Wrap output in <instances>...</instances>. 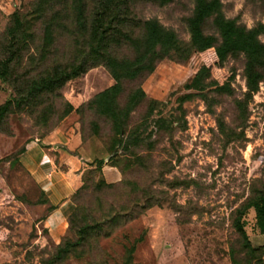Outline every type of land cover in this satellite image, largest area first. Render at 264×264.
<instances>
[{"label": "rangeland", "instance_id": "obj_1", "mask_svg": "<svg viewBox=\"0 0 264 264\" xmlns=\"http://www.w3.org/2000/svg\"><path fill=\"white\" fill-rule=\"evenodd\" d=\"M35 1L0 0V68L15 50L9 80L0 77V105L16 98L28 79L58 63L70 65L83 58L87 34L76 24V3L81 1L89 24L104 0H52L53 9L44 16L35 12ZM220 2L226 18L246 28L261 27L258 39L264 43V0ZM110 5L113 14L118 13L113 25L122 35L138 36L143 21L156 19L180 41L190 40L194 0H110ZM14 15L22 22L23 37H31L12 42L10 48ZM49 19L57 25L49 50L42 52L43 27ZM203 31L219 40L211 19ZM120 38L113 54L132 58L133 48ZM245 61L244 53H233L210 66L206 81L219 86L227 82L229 92L216 86L203 92L184 88L203 64L195 50L184 61L161 60L140 82L123 81L121 105L137 84L146 94L130 114L129 128L150 110L151 118L161 114L175 122L170 131L149 135L150 126L138 145L112 161L111 120L89 104L114 82L103 64H86L82 74L58 91L41 95L30 107H12L0 128V264H42L64 237L77 238L79 224L96 221L103 222V230L93 232L60 264H264V235L253 208L246 207L264 192V70L257 91L249 93ZM185 93L192 96L179 104L178 97ZM68 106L73 110L61 117ZM80 140L89 145L83 157L73 150ZM35 143L47 152H33V159H27L22 153ZM99 181L116 187L96 191L93 183ZM83 184L85 189L77 193ZM150 201L152 206L135 213ZM62 202L69 208L57 214L63 232L53 238L43 220ZM76 205L79 213L69 227ZM130 207L135 218L104 223L106 213ZM239 212L254 252L242 247L234 227Z\"/></svg>", "mask_w": 264, "mask_h": 264}, {"label": "trees", "instance_id": "obj_2", "mask_svg": "<svg viewBox=\"0 0 264 264\" xmlns=\"http://www.w3.org/2000/svg\"><path fill=\"white\" fill-rule=\"evenodd\" d=\"M76 24L80 30L86 32L85 45L86 50L83 58L74 64L62 65L58 63L38 77L28 79L23 86L18 89L17 96L0 105V128L4 115L12 110V107L24 108L32 106L33 102L38 101L41 95L52 94L58 91L66 81L82 74L86 69V64H103L112 76L114 82L107 88L97 93L90 101V106H94L100 114L105 115L111 120L115 139L109 147L110 156L108 161L114 160L118 155H127L131 147L138 145L142 141V132L152 128L147 134L153 131H170L174 120L163 117L161 114L151 118L153 110H150L141 123L133 128H129L128 120L135 107L146 98V94L139 84L129 93L124 104H120L118 97L122 91L123 81H139L151 74L158 62L165 58L184 61L188 58L192 50L197 51L203 58V64L194 74L191 80L184 85L186 90L203 92L210 86H216L218 90L230 91L227 82L218 85L213 80L206 81L209 78L210 66L221 64L228 55L235 53H244L246 85L249 93L257 91L258 82L262 78L264 70V43L258 39L261 27L246 28L238 24L233 18H226L221 9L220 0H194L192 15L188 19V28L190 40L184 43L177 38L176 33L169 28L164 27L156 19H147L142 22V31L138 36L122 35L113 25L117 12L110 5V0L101 2V7L96 10L91 17L89 24L83 14V5L81 1L76 3ZM34 10L39 16H44L47 10L52 8V0H36ZM111 15V16H110ZM115 16V17H114ZM109 17V18H108ZM57 19V17H56ZM211 19V23L218 33L219 40L213 34H206L203 31V25ZM54 19L46 20L43 27V51L49 50L47 47L53 42L54 26L57 22ZM22 22L18 15H14V26L9 28L11 35L10 48L12 42L18 44L21 40L31 37L27 34L23 37L25 31L22 29ZM21 37H17L18 34ZM122 36V38H120ZM23 38V39H22ZM119 38L127 42L134 50L132 58H118L112 52L113 44L118 43ZM15 60V50L11 51L10 57L0 68V77L3 81L9 80L11 71L9 62ZM192 96L191 93H185L178 97L179 104ZM151 103L158 102L150 99ZM68 106L61 117L68 115L72 111ZM178 121V120H177ZM120 149V152H118ZM109 154V155H110ZM108 155V156H109ZM104 161V159H102ZM115 165V164H114ZM114 183H105L104 181L94 182L93 189L96 191L103 189H113ZM85 189L83 184L77 193ZM152 206L151 201L147 205H141L140 211L135 212L132 207L129 209H119L114 213L104 215V223L116 224L121 218L130 220L135 218L133 212L140 214L142 210ZM247 208H253L258 230L264 235V192L247 203ZM79 213V207L71 213L69 217V227L73 224V218ZM242 213L234 222V227L243 240L242 247L254 252L256 248L252 247L241 220ZM103 222H83L77 227V238L69 239L64 237L56 246V252L45 259L42 264H60L70 253L75 254L78 247L83 246L89 241L93 232L102 229ZM132 249L129 250L131 252ZM130 256V254H129ZM130 258V257H129ZM237 264L236 261H232ZM125 264H129L126 261Z\"/></svg>", "mask_w": 264, "mask_h": 264}, {"label": "crops", "instance_id": "obj_3", "mask_svg": "<svg viewBox=\"0 0 264 264\" xmlns=\"http://www.w3.org/2000/svg\"><path fill=\"white\" fill-rule=\"evenodd\" d=\"M55 142H52V147H55ZM75 147H73V150H76V152L81 155L83 157L84 152H86V150H88V141L86 142H82L81 140L78 143H75L74 145ZM33 152H42L43 154H45L47 152V149L44 147H41L39 144H32L30 147H28L23 153L22 155L25 156L27 159H33ZM48 154V153H47ZM109 176H113V178L116 179L115 177V173H108ZM68 209V203L67 202H62L61 204L58 205V208H56V210L54 211V213L50 214V216H47L44 220V226L48 228L49 233L51 234V236L53 238H59L60 235L63 232V229H61L60 226H58V223H61V217L58 218L57 214L63 209V207H65Z\"/></svg>", "mask_w": 264, "mask_h": 264}, {"label": "water", "instance_id": "obj_4", "mask_svg": "<svg viewBox=\"0 0 264 264\" xmlns=\"http://www.w3.org/2000/svg\"><path fill=\"white\" fill-rule=\"evenodd\" d=\"M55 147H57V145H55Z\"/></svg>", "mask_w": 264, "mask_h": 264}]
</instances>
